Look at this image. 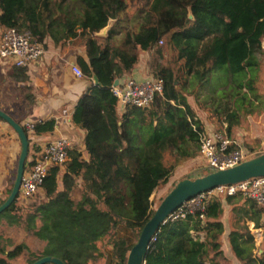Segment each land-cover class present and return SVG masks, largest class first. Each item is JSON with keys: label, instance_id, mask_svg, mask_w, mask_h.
<instances>
[{"label": "trees", "instance_id": "obj_1", "mask_svg": "<svg viewBox=\"0 0 264 264\" xmlns=\"http://www.w3.org/2000/svg\"><path fill=\"white\" fill-rule=\"evenodd\" d=\"M131 19L137 20V29L125 31ZM111 21L102 41L96 35ZM0 28L29 33L34 41L56 46L72 39L79 42L88 56L87 61L77 59L83 75L100 81L88 88L72 114V121L86 132L87 158L71 150L63 170L50 167L41 188L43 198L25 208L19 207L18 199L0 215L9 225L18 224L45 241L46 247L38 254L23 243L12 249L6 243V248L0 246V254H5L0 264L24 254L28 264L46 256L64 264H96L104 258L126 264L135 245L132 236L138 240L153 216L155 187L167 185L181 165L200 156L205 129L179 87L181 77L194 75L203 81L223 70L231 76V95L239 97L238 107L245 101L252 104V98L259 100L264 0H0ZM162 45L172 60L154 71L164 83L163 92L148 108L129 106L119 113L112 93L115 82L131 73L141 52L163 56ZM13 72L16 80L25 81V68L14 67ZM244 88L248 92L242 95ZM226 121L232 135L238 111L229 112ZM55 127V120L38 121L32 132L40 136ZM199 170L203 176L212 172L209 167ZM79 181L78 200L73 194ZM225 206L232 210L228 242L233 256L239 264H264V248L262 253L257 249L247 225L249 220L255 229L264 228V211L242 195L214 197L201 213L168 219L154 236L145 264H227L222 244ZM105 241L111 246L109 255L101 248Z\"/></svg>", "mask_w": 264, "mask_h": 264}, {"label": "crops", "instance_id": "obj_2", "mask_svg": "<svg viewBox=\"0 0 264 264\" xmlns=\"http://www.w3.org/2000/svg\"><path fill=\"white\" fill-rule=\"evenodd\" d=\"M125 28V31H135L137 23L132 25L131 22H127L125 23ZM108 33L106 36L101 37L102 41L108 37ZM123 34L121 33L118 39H121ZM45 43L47 44L45 55L39 61L25 67L26 79L24 82L14 78V67L12 65L7 64L4 66L0 63L2 69L1 77H3V81L1 82L0 80V98L2 96L0 109L15 121L20 122L23 127H26V124L29 122L56 121V127L51 133L40 136L34 135L33 132L28 133L30 137L28 161L39 147L62 137L69 139L72 150L82 152L84 158H87L88 155L84 145L86 132L72 121V114L77 102L86 93L88 88L94 84L93 80L90 81L84 75L82 78H78L73 72V66L80 68L77 63L78 58L87 61V52L83 45H80L79 42L73 39L67 41L63 46H56L49 41ZM153 54V51L141 52L139 62L131 73L119 80L117 86H123V82L131 78L137 81H144L149 77H154L153 74H150L154 70V62L152 63L151 59L146 61L147 57ZM154 56L156 55L154 54ZM166 57H168L167 54ZM219 74L224 75L223 82L217 84H212L213 75L203 81H200L194 75L182 76L178 84L186 97L195 119H198L203 124L205 129L203 136L220 133L234 140L244 149L254 152L252 149L256 148L259 144L249 145V143L239 141L237 136L239 137L241 135L240 131L242 132V115H252L250 110L245 109L257 106L258 100L252 98V104L249 101H245L240 107H237V102L231 95L230 90L232 86L231 76L226 71H221ZM247 92V89L244 88L242 95ZM249 97L251 100V94H249ZM236 110L239 113V121L234 126L232 135H229L227 133L228 123L226 115ZM123 111L125 110H122L118 104V112L122 113ZM259 113L261 114V121L264 123V109H261ZM248 121L253 123L254 119L249 117ZM256 126L252 125L253 136L251 140L253 142L260 138L264 142V134L262 133V135L260 132H257ZM20 153L21 142L18 135L8 123L4 121L0 122V205L6 201L10 194L8 191L11 188L10 185H12V178L16 177ZM200 158L202 157L200 156ZM61 180L62 177L59 178L60 182ZM81 183L82 181H79V187ZM38 193L41 198L44 197L42 190H39ZM26 202L29 203L30 200ZM231 215V206H225L222 219L225 226V232L222 237L223 250H225V246L230 248L228 235L231 228L228 226V219L230 221ZM248 222L249 220H247V225ZM6 227L12 229L10 225L6 224V218H0V246L6 248V243H9L11 245L9 249H12L16 245L14 241L7 239ZM201 236L202 240H204V234H201ZM37 239L42 241L39 238ZM27 247L29 248L28 245ZM0 257L5 258V254H0Z\"/></svg>", "mask_w": 264, "mask_h": 264}, {"label": "built area", "instance_id": "obj_3", "mask_svg": "<svg viewBox=\"0 0 264 264\" xmlns=\"http://www.w3.org/2000/svg\"><path fill=\"white\" fill-rule=\"evenodd\" d=\"M46 51L47 44L32 40L29 33L19 32L16 29H6L0 35V63L4 66L8 64L18 68L28 67L39 61ZM73 72L78 78L83 77L82 71L77 66H73ZM123 84V86H116L112 89V93L118 99V104L122 110L129 106L148 108L154 97L161 94L164 88L163 81L156 77H149L144 81L131 78ZM35 123L26 124L29 132H32ZM234 145H237L234 140L220 133L203 136L200 143V156L204 159L207 167L212 170L228 169L254 156L251 151L243 147L233 149ZM71 150V142L63 137L39 147L26 166L19 199L29 201L41 190L50 167L65 168L70 161ZM225 191L227 196L242 195L254 200L264 211V177H261L236 185L220 186L199 194L178 208L169 217V220L176 221L180 218H186L188 215L203 212L205 204L209 200L221 196Z\"/></svg>", "mask_w": 264, "mask_h": 264}, {"label": "water", "instance_id": "obj_4", "mask_svg": "<svg viewBox=\"0 0 264 264\" xmlns=\"http://www.w3.org/2000/svg\"><path fill=\"white\" fill-rule=\"evenodd\" d=\"M190 11L189 19L193 20ZM112 21L107 27L102 29L97 35L104 37L111 27ZM264 47V46H263ZM95 85H100L99 79L94 76ZM118 80L114 86L118 85ZM0 119L8 123L18 135L21 142V153L18 160L17 172L13 188L6 199L0 205V215L7 211L11 205L19 199L22 180L26 171V164L29 157L30 137L24 127L10 117L6 112L0 109ZM264 177V153L253 156L246 161L224 170H212L207 175L196 179L183 178L177 181L172 190L165 196L159 206L155 209L153 216L143 227L140 236L131 248L126 264H145L147 251L150 244L159 231L161 226L169 219V217L184 203L199 194L206 193L220 186L236 185L249 181L254 178ZM221 197L226 200L227 192H223ZM33 264H64L62 260L46 256L38 259Z\"/></svg>", "mask_w": 264, "mask_h": 264}, {"label": "rangeland", "instance_id": "obj_5", "mask_svg": "<svg viewBox=\"0 0 264 264\" xmlns=\"http://www.w3.org/2000/svg\"><path fill=\"white\" fill-rule=\"evenodd\" d=\"M134 11H135V9L133 6L129 10V16H131V18L134 16L133 15ZM130 22L132 23V25H135L137 23V20L131 19ZM3 31H4V29L0 28V35L2 34ZM162 46H163L162 47L163 56H159L158 53H155L153 51L156 56H154V54L149 55L146 59V61L151 59V62L152 63L154 62V64H153L154 70L152 71L153 73L152 72L150 73V74H153V76H154L155 69L159 65H168L172 61L170 54L167 50V47H165V45H162ZM263 46H264V44H263ZM166 54L168 55V57H166ZM262 61H263V64H262V68L259 72L260 80H259V84H258V90H259L258 93L260 95L258 98H259L261 103H259V100H258L257 106H255V107L251 106V107H248L247 109H245V110H252V115H248V116H245L247 114L242 115L243 116L241 119V126H242L241 130H242V132L240 131L241 135H239V137L237 136L239 141H241V142L244 141V143H249V145H251V144L254 145L255 143L259 144L256 148H254L252 150V151H254V152H252L254 156H257V154L264 153V142H262V139L260 140V138H258L257 140H255L253 142L251 140V137L253 136V129H251L252 125H255V126L257 125L256 131L260 132L261 134L262 133L264 134V127H263L264 123L261 121V118H260L261 114L259 113V111L261 109H264V56H262ZM219 72L221 73V71H216L212 74L213 75L212 84H217V83L223 82V76L224 75L219 74ZM0 80L2 82L3 77H1ZM234 98H235L236 102H239V97L234 96ZM1 101H2V96L0 98V103H1ZM238 106H239V104H237V107ZM249 117L254 119L253 123L248 121ZM205 166H206L205 161L203 158H200V156L194 160L187 161L175 171L173 178L170 180V182L167 185L155 187V189L152 193V196H151V202H152L151 209H152V211H155V209L159 206V204L165 198V196L172 190V188L177 183V181H179L180 179H183L185 177L190 178V179H196V178L202 177L203 176V175H201L202 170H199V168L205 167ZM12 180H13L12 181V183H13L15 181V177L12 178ZM173 183H175V184L173 185ZM10 187H11V185H10ZM81 193H82V188L78 187L76 189V191L74 192L73 196L79 200ZM38 198H41L39 196V193L35 194L30 199L29 203L26 201L22 202L21 199H19V207L25 208L27 205H30L31 203H33ZM6 224H8L7 221H6ZM10 226L12 229H9V227H6V235H8L7 239L14 241L15 245L21 244V243L27 244L29 246V249L31 251H33L34 253L39 254L43 251L45 244H46L45 241H39L37 238H35L34 236L30 235V233L25 231L24 227H20L18 224H12ZM228 226H229V228H231V226H232L229 219H228ZM248 226H249L250 233L254 235L255 245H256L257 249H260V252L262 253V248H264V228L255 229L254 223H252L250 221L248 222ZM7 231H9V232H7ZM123 232L126 234L125 231H123ZM132 240L135 243L137 242V239H135L133 236H132ZM108 243H107V241L101 243V248H102L103 252L107 255H109L111 252V248H110V245ZM224 253H225L226 257L229 259V262L227 264H239L238 260L233 256L231 248H229L228 246L227 247L225 246ZM9 264H28V255L24 254L19 259L10 261ZM96 264H113V263L110 262V259L108 260L107 258H104L102 260H99Z\"/></svg>", "mask_w": 264, "mask_h": 264}]
</instances>
